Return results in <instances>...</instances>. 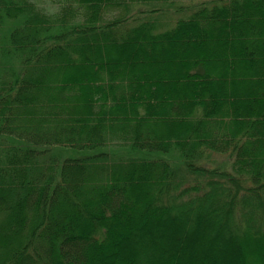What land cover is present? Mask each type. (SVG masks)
<instances>
[{"label":"trees","instance_id":"16d2710c","mask_svg":"<svg viewBox=\"0 0 264 264\" xmlns=\"http://www.w3.org/2000/svg\"><path fill=\"white\" fill-rule=\"evenodd\" d=\"M38 1L0 0V264H264V0Z\"/></svg>","mask_w":264,"mask_h":264},{"label":"rangeland","instance_id":"374dc122","mask_svg":"<svg viewBox=\"0 0 264 264\" xmlns=\"http://www.w3.org/2000/svg\"><path fill=\"white\" fill-rule=\"evenodd\" d=\"M38 3L41 6H45L48 10L54 11L55 10V4L53 0H40ZM182 3L188 4V0H182ZM224 159L223 155L219 154H211L207 160L204 161V164L207 166L214 167L216 164L221 162ZM207 162V163H206Z\"/></svg>","mask_w":264,"mask_h":264},{"label":"bare ground","instance_id":"6f19581e","mask_svg":"<svg viewBox=\"0 0 264 264\" xmlns=\"http://www.w3.org/2000/svg\"><path fill=\"white\" fill-rule=\"evenodd\" d=\"M103 1V0H102ZM106 4V3H105ZM212 15V14H211ZM216 16V15H215ZM221 22V21H220ZM219 25V24H218ZM221 25V24H220ZM32 120V119H31ZM15 121V120H14ZM13 122V121H12ZM104 156V155H103ZM111 156V155H110ZM106 158V157H105ZM108 160V159H107ZM74 161V160H73ZM96 161V160H95ZM101 161V160H100ZM207 163V162H206ZM90 164V163H89ZM92 168V167H91ZM94 168V167H93ZM99 170V169H98ZM200 180V179H199ZM201 181V180H200ZM33 183V182H32ZM61 203V202H60ZM56 208V207H55ZM67 255V254H66ZM122 264V263H121Z\"/></svg>","mask_w":264,"mask_h":264}]
</instances>
